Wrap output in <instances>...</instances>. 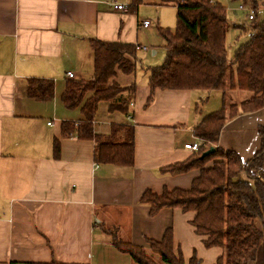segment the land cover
Returning a JSON list of instances; mask_svg holds the SVG:
<instances>
[{
  "label": "crops",
  "instance_id": "0c3cea01",
  "mask_svg": "<svg viewBox=\"0 0 264 264\" xmlns=\"http://www.w3.org/2000/svg\"><path fill=\"white\" fill-rule=\"evenodd\" d=\"M141 1L137 10L121 13L112 3L130 6L132 0H0V264H136L112 245L102 225L145 247L172 227L175 253L180 251L186 262L196 256L199 264H216L223 254L222 248L205 247L191 225L194 213L162 209L152 216L150 206L140 202L147 190L188 189L199 175V170L161 172L193 155L185 144L198 142L194 129L208 114L196 110L198 91L157 90L146 107L150 88L148 77L138 81L139 60L133 116L109 113L107 105L105 114L99 107L94 123L100 134H108L113 123L135 126L132 167L95 168V142L62 135L63 122L82 118L80 110L64 106L61 96L69 72L74 79L93 76L92 41L146 47L154 25L147 10L176 9L162 0ZM146 48L137 54L149 53ZM31 78L54 81V96L28 98ZM260 126L264 109L242 114L226 124L219 146L250 159L260 148ZM55 139L59 158H54Z\"/></svg>",
  "mask_w": 264,
  "mask_h": 264
},
{
  "label": "trees",
  "instance_id": "16d2710c",
  "mask_svg": "<svg viewBox=\"0 0 264 264\" xmlns=\"http://www.w3.org/2000/svg\"><path fill=\"white\" fill-rule=\"evenodd\" d=\"M233 1L252 2L254 10L259 7L258 0ZM141 2L132 0L128 10H137ZM260 3L264 12V0ZM162 4H174L177 26L174 30L158 27L165 59L163 64L147 70L150 95L145 106L151 105L157 90L220 91L223 100L222 107L205 115L194 129L201 142L199 150L186 161L161 169L170 175L199 170L191 187L164 189L162 193L147 190L140 202L150 206L152 216L162 209L194 213L191 225L203 238L205 247L223 249L216 264H264V126L258 127L260 148L250 159L244 160L236 152L219 146L222 130L230 120L264 109V18L257 24L255 15L249 39L236 50L232 64L226 44L229 25L225 5L212 0H162ZM92 48L91 79L66 81L61 101L67 109L80 110L82 118L79 122H63L62 135L94 141V159L98 165L132 167L135 126L113 123L108 134H100L95 131L94 123L101 103L108 105L109 113L133 116L137 84L123 86L119 77H136L140 64L137 47L95 39ZM235 91L246 92L249 97L241 102H228V93ZM54 93L52 80L27 81L25 94L30 99L41 101ZM211 148L214 152L204 156ZM53 153L54 158H59L58 139L54 140ZM102 228L111 236L112 245L136 264L200 263L196 256L186 262L180 251L175 253L172 227L160 241L148 239V250L123 241L117 229L103 225ZM35 264L65 263L53 260Z\"/></svg>",
  "mask_w": 264,
  "mask_h": 264
},
{
  "label": "rangeland",
  "instance_id": "374dc122",
  "mask_svg": "<svg viewBox=\"0 0 264 264\" xmlns=\"http://www.w3.org/2000/svg\"><path fill=\"white\" fill-rule=\"evenodd\" d=\"M214 2H220L227 8V17H228V25L229 30L227 34V50H228V59L232 64H234L235 59V52L239 48V46L249 39L250 36V26H252L253 21L248 19V10L249 8L253 7L252 2L247 1H233V0H212ZM259 7L255 10L257 19L256 23L259 24L262 22L264 18V12L258 0ZM243 5L244 10H239V7ZM255 6V5H254ZM147 19L154 21L153 25V32L150 35V44L144 45L150 49L149 53L139 52L137 54L138 60H140L141 67L144 69L139 68L140 74L138 76V81L142 80L145 81L148 77V73L144 71L148 70V68L153 66H159L163 64L165 59V50L162 44V38L159 35L158 27L170 28L174 30L177 26V10L174 7L168 8H152L147 10ZM158 42V43H156ZM162 45V46H161ZM157 51V55H153V52ZM152 62H149V61ZM121 77V76H120ZM119 77L120 83L124 86L125 82L131 83L135 82L134 77H126L122 78ZM137 82V81H136ZM201 95H204L203 100L200 101L199 98ZM249 97V94L246 92H230L227 95V101L232 102H241L242 100ZM195 101H197L195 107H198V114H202L204 112H208V114L214 112L215 110H219L222 107V100L223 95L220 91H212V92H203L198 91L195 92ZM106 103L100 104V111L101 113L105 114L106 111ZM209 110V111H208ZM212 111V112H211ZM210 112V113H209ZM106 116V115H105ZM107 120V119H106ZM120 237V236H119ZM147 250L149 249L148 246L146 247Z\"/></svg>",
  "mask_w": 264,
  "mask_h": 264
},
{
  "label": "built area",
  "instance_id": "2783aa9c",
  "mask_svg": "<svg viewBox=\"0 0 264 264\" xmlns=\"http://www.w3.org/2000/svg\"><path fill=\"white\" fill-rule=\"evenodd\" d=\"M111 6H112V9L114 11L121 12V13H126V12H128V9H129V6L122 5V4L117 3V2H113ZM239 10H241V11L244 10V6L241 5L239 7ZM248 13H249L248 19L250 21H253L255 19V15H256L254 8L253 7L249 8ZM150 24H151L150 21H144L143 26L148 27V26H150ZM137 49L138 50H142V49L143 50H147L146 47H139V46H137ZM67 77L69 79H74L75 78L74 74L71 73V72H69L67 74ZM200 146H201V142L198 140V142H196V143L185 144V149H187V150H189V151L194 153V152H197L199 150ZM95 168H98V164H95Z\"/></svg>",
  "mask_w": 264,
  "mask_h": 264
},
{
  "label": "water",
  "instance_id": "95a60500",
  "mask_svg": "<svg viewBox=\"0 0 264 264\" xmlns=\"http://www.w3.org/2000/svg\"><path fill=\"white\" fill-rule=\"evenodd\" d=\"M214 152V148H211L209 151H207L205 154H204V156H208V155H210L211 153H213Z\"/></svg>",
  "mask_w": 264,
  "mask_h": 264
}]
</instances>
